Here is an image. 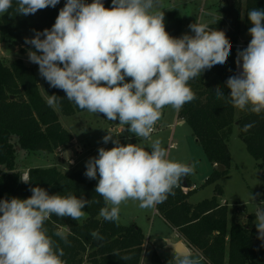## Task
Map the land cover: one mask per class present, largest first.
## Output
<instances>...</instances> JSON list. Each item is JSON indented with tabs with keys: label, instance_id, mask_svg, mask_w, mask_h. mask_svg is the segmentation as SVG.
<instances>
[{
	"label": "clouds",
	"instance_id": "1",
	"mask_svg": "<svg viewBox=\"0 0 264 264\" xmlns=\"http://www.w3.org/2000/svg\"><path fill=\"white\" fill-rule=\"evenodd\" d=\"M15 2L16 15L28 16L55 8L60 0ZM12 7L13 0H0V15ZM247 18L251 39L237 50L235 63L240 71L226 80L228 95L220 86L214 92L233 108L260 115L264 113V9L248 11ZM188 28L191 34L172 36L166 30L160 0H111L110 7L102 0H66L50 29L33 30L32 37L24 38L32 46L28 61L38 65L39 75L50 87L62 90L79 109L118 120L127 132L147 142V147L122 144L109 129L102 142L114 146L100 147L98 155L86 161L84 175L98 178L95 193L103 198L105 206L99 216L105 221L118 222L121 205L129 201L137 202L140 209H155L194 173V163L170 159L169 151L160 139H152V133L165 107L179 111L196 99L189 82L224 65L232 43L224 30L199 19ZM60 99L52 94L46 103L58 109ZM252 127L254 123H248L241 130L248 132ZM30 191L26 199H0V264H66L64 250L49 235L46 222L53 215L79 221L86 216V206L99 201L71 193L49 194L39 186ZM250 199L255 197L251 194ZM254 224L264 247V207L256 208ZM53 235L70 245L63 229ZM90 235L103 240L99 231ZM163 243L173 246L169 264H201L204 259L168 237L163 236ZM115 255L124 261L132 259Z\"/></svg>",
	"mask_w": 264,
	"mask_h": 264
},
{
	"label": "trees",
	"instance_id": "2",
	"mask_svg": "<svg viewBox=\"0 0 264 264\" xmlns=\"http://www.w3.org/2000/svg\"><path fill=\"white\" fill-rule=\"evenodd\" d=\"M65 2L60 0L55 8L48 7L34 15L21 16L16 15V2L13 0L8 13L0 15V40L14 46L26 45L24 38L32 37L33 30L43 31L52 27ZM104 5L110 7L111 0ZM252 9H264V0H228L220 4V16L209 25L226 32L232 43L231 54L224 65H216L189 82L196 99L178 111V117L189 124L208 160L218 165L206 179L207 184L216 183L214 194L193 204L189 198L195 189L185 194L180 186L174 189L175 195H169L156 207L167 223L177 229L210 264H264V247L257 239L255 213L248 214V221L243 224L239 217L244 212L240 206L230 209L227 203H222L223 189L217 183L230 172L232 156L228 140L234 124L240 129L239 136L248 152L258 161L260 168L264 167V113L256 115L235 109L226 100L217 99L214 92L220 86L225 95L230 93L226 80L235 73V44L241 40V16L244 14L245 24L252 26L247 18V12ZM165 26L172 36L180 37L184 26L182 13L176 8L167 11ZM35 70L20 57L9 64L0 60V199H26L32 195L30 188L39 186L49 194L71 193L99 201L86 206L83 210L86 217L79 221L53 215L46 222L49 235L64 250L62 259L66 264H141L146 235L136 223L124 225L119 221H105L99 216L100 209L105 206L104 201L95 193L97 181L84 175L86 168L63 172L55 165L32 167L28 171L30 183L21 180L23 177L16 163L17 146L28 152H54L59 148L67 149L74 139L63 126L57 110L47 105ZM44 90L48 96L55 94L61 97L59 109L64 115L85 111L45 80ZM11 95L15 97L11 98ZM248 123H254V127L248 132L242 131ZM185 182L188 187L192 186L188 177L182 180L181 185ZM58 228L65 231L70 245H65L53 235ZM92 231H99L103 240H94L90 235ZM115 253L131 255L132 259L124 261ZM151 259L152 264H164L156 252Z\"/></svg>",
	"mask_w": 264,
	"mask_h": 264
},
{
	"label": "rangeland",
	"instance_id": "3",
	"mask_svg": "<svg viewBox=\"0 0 264 264\" xmlns=\"http://www.w3.org/2000/svg\"><path fill=\"white\" fill-rule=\"evenodd\" d=\"M160 0L162 10L174 5L186 19L187 25L196 22L199 19L202 23H213L219 16V6L228 0ZM230 1V0H229ZM244 1V0H243ZM242 30L239 42H249L251 37L248 34L250 25L245 24L244 14L242 15ZM187 31V30H186ZM187 33H190L188 28ZM10 45L0 40V60L9 64L13 59L20 57L28 59V49L30 46ZM23 49V51H21ZM130 80V78H128ZM41 91L45 98L48 97L44 90V82L40 76ZM63 126L68 129L84 143L82 151L76 150L77 142L71 143L68 148H73L74 155L69 159L74 163H68L69 159H64L63 152L65 149L59 148L54 152H28L17 146L16 163L17 170L23 178H28V171L32 167L57 166L63 172H72L86 168V161L90 157L98 155V149L104 147L112 148L114 145L109 142L104 144L102 137L107 135V130H112L114 135L119 136L122 144L137 143L147 147V142L137 139L134 134L125 130H120L119 121H109L103 114H92L88 111L78 112L73 115H64L58 108L56 109ZM180 111V110H179ZM182 121V122H181ZM111 127V128H110ZM238 126L233 125L232 133L228 140V146L232 156V165L228 176L222 177L217 181L223 189L221 201H225L230 209L233 206H240L239 209L244 212L239 217L240 221L245 224L248 221V214L255 213L257 207H264V167L258 166V161L248 152L245 142L239 136ZM117 138L116 136L113 137ZM160 139L162 146L169 151V158L178 162L195 164L194 173L189 175L192 185H196V191L190 196L189 201L193 204L210 198L214 194L215 185L207 184L206 179L215 167L207 158L203 146L194 136L191 127L185 120L178 117V111L171 107H165L161 119L157 122L155 130L152 133V139ZM16 140V139H15ZM171 144L174 146L171 147ZM67 148V149H68ZM150 150V149H148ZM62 153V154H61ZM98 182V178L96 179ZM255 197L251 201L250 197ZM86 217V216H85ZM122 224L129 225L136 223L141 226L145 232L146 238L155 246L156 251L160 254L163 263L169 264L172 259L171 250H164L162 234H171L170 228L158 216L155 209L144 210L137 206V202L129 201L121 205L120 219ZM169 253V254H168ZM170 255V256H168ZM143 264H152V259L148 255ZM201 264H208L204 259Z\"/></svg>",
	"mask_w": 264,
	"mask_h": 264
},
{
	"label": "crops",
	"instance_id": "4",
	"mask_svg": "<svg viewBox=\"0 0 264 264\" xmlns=\"http://www.w3.org/2000/svg\"><path fill=\"white\" fill-rule=\"evenodd\" d=\"M174 2H176V0L174 1ZM174 5H172V6H170V7H168V8H166L165 10H164V13H166L167 11H169V10H171V9H174V8H176V7H173ZM177 9V8H176ZM183 15V14H182ZM183 18H184V15H183ZM188 31V25H187V23H186V19L184 18V26H183V29H182V32H181V36L184 34V33H187V31ZM22 47H24L23 45H22ZM29 50V49H28ZM27 53H28V51H27ZM17 58H19V57H17ZM24 60H25V62H26V64L27 65H29V66H32V67H34L36 70V74H37V77H38V80H39V83H40V75H39V72H38V65H36V64H33V63H30L29 61H28V59H26V58H23ZM43 79V78H42ZM43 82H44V79H43ZM182 122V121H181ZM111 128V127H110ZM120 130L121 131H125V128L124 127H121L120 128ZM73 137H74V139H73V141H72V143H75V142H77L78 143V145H76V150L77 149H80V151H82L83 150V148H84V143L82 142V140H79L74 134H73ZM71 149V151H72V154H71V156L73 157V155H74V149L73 148H70ZM65 151V150H64ZM64 151H62V152H64ZM62 154V153H61ZM215 167H217L218 165H214ZM215 167H213V168H215ZM188 178H189V176H188ZM190 179V178H189ZM191 181V180H190ZM193 186V185H192ZM196 186V185H195ZM196 189L197 188H195V191H196ZM194 191V192H195ZM222 203H225V201H222ZM156 213L158 214V216L165 222V224L170 228V230H171V234L169 233V234H162V236H165V237H168L173 243H175V242H183L184 243V245L186 246V248H188L189 250H191V251H193V253H199L203 258H204V260L206 261V262H208L206 259H205V257L199 252V251H197L196 249H194L188 242H187V240L184 238V236H182V234L177 230V229H175V228H173V227H171L168 223H167V220H165V218H163L161 215H160V213L158 212V210H157V208H156ZM124 225H126V224H124ZM141 227V226H140ZM141 229L143 230V228L141 227ZM67 230V229H66ZM143 233L145 234V232H144V230H143ZM147 236V235H146ZM146 236H145V238H146ZM163 249L164 250H171V252H173V249L172 248H170V247H168V245L167 244H165L164 246H163ZM154 252H156L157 253V251H156V248H155V246H153V244H152V242H151V240H150V236H149V238L147 239L146 238V241H145V245H144V254H142V259H141V264H143L144 263V260H145V258L149 255L150 256V258L152 257V254L154 253ZM158 254V253H157ZM169 254V253H168ZM160 255V254H159ZM168 256H170V255H168ZM165 264V263H164ZM208 264H210L209 262H208Z\"/></svg>",
	"mask_w": 264,
	"mask_h": 264
},
{
	"label": "built area",
	"instance_id": "5",
	"mask_svg": "<svg viewBox=\"0 0 264 264\" xmlns=\"http://www.w3.org/2000/svg\"><path fill=\"white\" fill-rule=\"evenodd\" d=\"M247 44H248V42L246 43V42H239V43H237V44H235V46L237 47V50L238 49H243L244 47H246L247 46ZM238 71H240V69H238L237 68V66H236V64H235V73H237ZM155 130V129H154ZM154 132V131H153ZM172 146H174V144H171V147ZM196 188V186L195 185H193V186H191V187H188V186H184V185H181V189L183 190V192L186 194V193H188L190 190H193V189H195Z\"/></svg>",
	"mask_w": 264,
	"mask_h": 264
},
{
	"label": "water",
	"instance_id": "6",
	"mask_svg": "<svg viewBox=\"0 0 264 264\" xmlns=\"http://www.w3.org/2000/svg\"><path fill=\"white\" fill-rule=\"evenodd\" d=\"M91 2H92V0L88 1V3H91ZM102 2H103L104 4H106V3H107V0H102ZM14 97H15V96L11 95V98H14ZM71 154H72V151H71L70 148L65 149V151L63 152V157H64V159H69L70 156H71ZM183 185H184V186H185V185L188 186L186 182H185ZM175 243H176V244L183 245V247L186 248V246L184 245L183 242H180V241H179V242H175ZM167 245H168V247H170V248L173 249V246H172L171 244H167Z\"/></svg>",
	"mask_w": 264,
	"mask_h": 264
}]
</instances>
